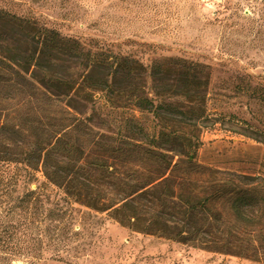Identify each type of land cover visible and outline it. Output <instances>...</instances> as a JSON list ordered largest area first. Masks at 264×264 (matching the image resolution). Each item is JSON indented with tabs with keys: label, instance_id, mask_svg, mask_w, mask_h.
<instances>
[{
	"label": "trees",
	"instance_id": "obj_1",
	"mask_svg": "<svg viewBox=\"0 0 264 264\" xmlns=\"http://www.w3.org/2000/svg\"><path fill=\"white\" fill-rule=\"evenodd\" d=\"M109 59L0 11V164L40 173L72 203L132 232L264 255V180L194 161L207 119L200 67L153 65L148 96L131 82L141 67ZM100 101L126 115L108 120ZM131 109L151 116L152 130Z\"/></svg>",
	"mask_w": 264,
	"mask_h": 264
},
{
	"label": "rangeland",
	"instance_id": "obj_2",
	"mask_svg": "<svg viewBox=\"0 0 264 264\" xmlns=\"http://www.w3.org/2000/svg\"><path fill=\"white\" fill-rule=\"evenodd\" d=\"M0 11L135 63L144 71L131 82L148 96L153 65L199 66L207 119L194 161L264 180V0H0ZM98 106L108 120L127 112ZM131 115L152 130L151 116ZM0 264H264V255H223L132 232L72 203L40 173L0 164Z\"/></svg>",
	"mask_w": 264,
	"mask_h": 264
}]
</instances>
